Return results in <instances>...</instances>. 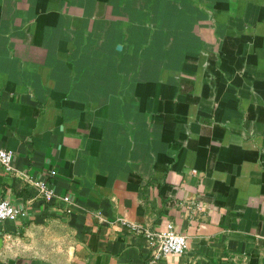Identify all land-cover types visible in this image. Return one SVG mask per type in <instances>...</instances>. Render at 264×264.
Returning a JSON list of instances; mask_svg holds the SVG:
<instances>
[{"label": "crops", "instance_id": "crops-1", "mask_svg": "<svg viewBox=\"0 0 264 264\" xmlns=\"http://www.w3.org/2000/svg\"><path fill=\"white\" fill-rule=\"evenodd\" d=\"M0 148V264H264V0H0Z\"/></svg>", "mask_w": 264, "mask_h": 264}, {"label": "built area", "instance_id": "built-area-1", "mask_svg": "<svg viewBox=\"0 0 264 264\" xmlns=\"http://www.w3.org/2000/svg\"><path fill=\"white\" fill-rule=\"evenodd\" d=\"M14 151L10 149L0 148V164L9 173H15L16 168L14 166ZM54 174V171L51 172ZM28 178V177H27ZM28 184H31L37 189V194L41 199L50 201L56 194L49 183L42 180H33L32 178L27 179ZM64 199L69 202V197L65 196ZM188 208L200 210V205L194 201L186 202ZM0 222L1 221H17L27 214V210L24 207L15 205L10 200L3 198L0 199ZM125 221V220H123ZM125 223H127L125 221ZM134 231L137 233H144L152 246V262H157L161 258L168 254H183L187 250L188 236L175 229L173 224H169L166 230L153 232L144 229L142 226L135 223H128Z\"/></svg>", "mask_w": 264, "mask_h": 264}, {"label": "clouds", "instance_id": "clouds-1", "mask_svg": "<svg viewBox=\"0 0 264 264\" xmlns=\"http://www.w3.org/2000/svg\"><path fill=\"white\" fill-rule=\"evenodd\" d=\"M0 215H3V213H0Z\"/></svg>", "mask_w": 264, "mask_h": 264}, {"label": "water", "instance_id": "water-1", "mask_svg": "<svg viewBox=\"0 0 264 264\" xmlns=\"http://www.w3.org/2000/svg\"><path fill=\"white\" fill-rule=\"evenodd\" d=\"M2 239V238H1Z\"/></svg>", "mask_w": 264, "mask_h": 264}]
</instances>
